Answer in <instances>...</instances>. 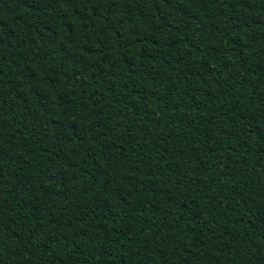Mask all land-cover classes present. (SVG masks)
Returning <instances> with one entry per match:
<instances>
[{"label":"trees","instance_id":"trees-1","mask_svg":"<svg viewBox=\"0 0 264 264\" xmlns=\"http://www.w3.org/2000/svg\"><path fill=\"white\" fill-rule=\"evenodd\" d=\"M0 264H264V0H0Z\"/></svg>","mask_w":264,"mask_h":264}]
</instances>
